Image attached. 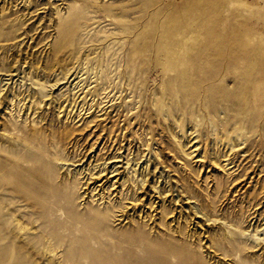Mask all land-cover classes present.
<instances>
[{"label": "rangeland", "instance_id": "374dc122", "mask_svg": "<svg viewBox=\"0 0 264 264\" xmlns=\"http://www.w3.org/2000/svg\"><path fill=\"white\" fill-rule=\"evenodd\" d=\"M0 264H264V0H0Z\"/></svg>", "mask_w": 264, "mask_h": 264}, {"label": "bare ground", "instance_id": "6f19581e", "mask_svg": "<svg viewBox=\"0 0 264 264\" xmlns=\"http://www.w3.org/2000/svg\"><path fill=\"white\" fill-rule=\"evenodd\" d=\"M72 217L75 218L74 220H76V222L78 221V217H76V215H72ZM82 226L87 228L88 230H94L96 228V209H94L93 212L88 213V218L82 223Z\"/></svg>", "mask_w": 264, "mask_h": 264}]
</instances>
